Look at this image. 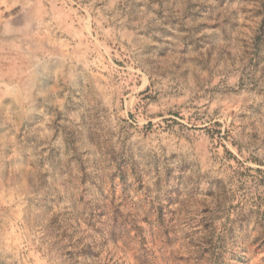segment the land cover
<instances>
[{
  "label": "rangeland",
  "instance_id": "rangeland-1",
  "mask_svg": "<svg viewBox=\"0 0 264 264\" xmlns=\"http://www.w3.org/2000/svg\"><path fill=\"white\" fill-rule=\"evenodd\" d=\"M0 264H264V0H0Z\"/></svg>",
  "mask_w": 264,
  "mask_h": 264
}]
</instances>
